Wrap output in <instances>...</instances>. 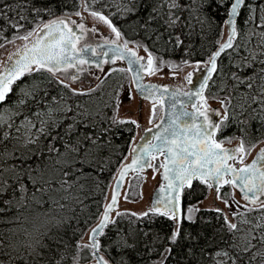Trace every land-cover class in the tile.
I'll list each match as a JSON object with an SVG mask.
<instances>
[{
	"label": "snow or ice",
	"instance_id": "1",
	"mask_svg": "<svg viewBox=\"0 0 264 264\" xmlns=\"http://www.w3.org/2000/svg\"><path fill=\"white\" fill-rule=\"evenodd\" d=\"M6 46L0 264H264V0H0Z\"/></svg>",
	"mask_w": 264,
	"mask_h": 264
},
{
	"label": "rangeland",
	"instance_id": "2",
	"mask_svg": "<svg viewBox=\"0 0 264 264\" xmlns=\"http://www.w3.org/2000/svg\"><path fill=\"white\" fill-rule=\"evenodd\" d=\"M75 19V17H74ZM91 22V18L89 17V23ZM103 31L107 32V29L102 28ZM226 35V32H225ZM10 51L11 49L6 46L4 50H0V52L2 51ZM141 55H145V53L141 50L140 52ZM6 58V57H3ZM123 63V62H121ZM188 69H183L180 71V76L183 77L186 73ZM171 70L168 69L167 67L162 69V72L164 73L163 76L160 75H156L153 77H147V79H152L153 81L156 82H160V83H179V81L176 78H173L171 76L168 75V73ZM99 74V73H98ZM90 79H92V82L95 83L96 81L94 80V78L89 77ZM83 84L85 87L90 86L88 84V81L85 80L83 81ZM74 87H78L80 86L79 84L74 83L73 84ZM141 102L140 98L137 96L135 101L129 102V101H125V106L121 109V115H133L136 116V103ZM147 103V102H144ZM213 107H216V103L213 101L212 102ZM138 119L141 122V128L139 129V132L137 133L136 129L134 131L133 135H137V139L139 138V136L142 134L143 129L144 128H148L151 125L148 123L144 113H141L138 116ZM235 142V141H234ZM254 154V153H253ZM147 172V179L141 181L140 183L142 184L143 187V198H137V199H129L128 201L123 200V198L120 199V205L122 207H127V208H131L134 210H144L149 204H150V196L152 194L153 189L159 185V183L161 182L160 178H159V173H157L155 175V177H153L152 175V169L149 168L148 170H146ZM131 175L130 174L125 182V185L123 187L122 191H127L128 190V182L131 181ZM133 184V188H132V192H136L139 191V189L135 186L136 182L135 181H131ZM224 191H227L226 189H224ZM213 192H209V190L206 193L207 198H202L201 200H203V204L201 205L202 208H206L209 205L213 204ZM237 195H239V193L237 192ZM136 195H132V197H135ZM216 203H219V201H216Z\"/></svg>",
	"mask_w": 264,
	"mask_h": 264
},
{
	"label": "trees",
	"instance_id": "3",
	"mask_svg": "<svg viewBox=\"0 0 264 264\" xmlns=\"http://www.w3.org/2000/svg\"><path fill=\"white\" fill-rule=\"evenodd\" d=\"M130 38H131V37H130ZM215 39H216V36H215L214 34H209V36L207 37V41L205 42V47H206V48L209 47L210 45H209L208 42H210V41H215ZM107 83L110 85V84H111V81H108ZM125 127H126V128H133V133H132V134H134V131H135V126H134V125H132V124L129 122V123H127V124L125 125ZM231 131H232V129H228V130L225 131L223 134H224V135H229V134L231 133ZM122 132H123V136H124L125 138H127L128 133H127L126 131H124L123 129H122ZM116 143L120 144V143H123V142H122V140L117 139ZM124 151L127 152V148H126V147H125ZM113 171H115V169H113ZM135 185H136V184H135ZM226 190H227V189H226ZM207 191H208V190L205 188V189H204V193H205V195H206ZM137 198H139V197H138V196H135V197L130 196V199H137ZM196 198H197V199H202V198H204V196H200V195H198ZM200 215H202V216H206V215H214V213H212V212H201ZM163 225H164V220H160V221H158V224H157L158 227L163 226ZM186 226H187V225H186Z\"/></svg>",
	"mask_w": 264,
	"mask_h": 264
},
{
	"label": "water",
	"instance_id": "4",
	"mask_svg": "<svg viewBox=\"0 0 264 264\" xmlns=\"http://www.w3.org/2000/svg\"><path fill=\"white\" fill-rule=\"evenodd\" d=\"M227 30H226V28H225V32H226ZM226 36V35H225ZM200 75V73H196L195 75H194V80L198 77ZM156 82V81H155ZM139 97V96H138ZM140 98V97H139ZM151 127V126H150ZM149 128V127H148ZM144 134V132L141 134V135H143ZM139 139V138H138ZM254 155V154H253ZM131 159V157H129V160ZM148 170V169H147ZM131 173H129V175H130ZM128 175V176H129ZM128 176L127 177H125V182H126V180H127V178H128ZM159 178H160V180L162 179V177H161V175H160V173H159ZM113 183H114V181H113ZM125 185V184H124ZM159 186V185H158ZM158 186H156L154 189H153V191H152V194H151V196L153 195V193H154V191L158 188ZM122 190H123V188H122ZM239 193V192H238ZM151 196H150V199H151Z\"/></svg>",
	"mask_w": 264,
	"mask_h": 264
}]
</instances>
